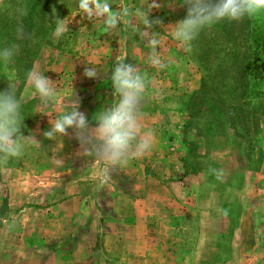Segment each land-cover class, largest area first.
I'll list each match as a JSON object with an SVG mask.
<instances>
[{"label": "rangeland", "instance_id": "obj_1", "mask_svg": "<svg viewBox=\"0 0 264 264\" xmlns=\"http://www.w3.org/2000/svg\"><path fill=\"white\" fill-rule=\"evenodd\" d=\"M109 2L113 10L119 6ZM156 2L149 19L159 21L152 31L163 38L157 51L164 70L151 66L139 34L123 24L105 33L78 0H0V50L20 44L7 65L0 60V93L15 85L24 117L20 134L38 142H25L21 157L0 165V264H264V71L253 42L264 36V19L248 26L221 21L185 51L169 26L186 17L187 6ZM125 3L135 9L143 0ZM54 18L71 20L58 40ZM19 24L31 39L17 40ZM246 28L258 60L250 55L240 84ZM122 54L148 80L144 127L158 133V147L168 140L172 150L133 159L101 184L94 158L80 155L72 129L53 140L43 133L73 95L95 127V115L116 99L110 77ZM34 67L59 93L47 112L27 82ZM86 67L98 76L87 78ZM165 156L170 166H151ZM210 169H222L223 179Z\"/></svg>", "mask_w": 264, "mask_h": 264}, {"label": "clouds", "instance_id": "obj_2", "mask_svg": "<svg viewBox=\"0 0 264 264\" xmlns=\"http://www.w3.org/2000/svg\"><path fill=\"white\" fill-rule=\"evenodd\" d=\"M183 4L187 6L186 17L169 27L170 35L185 51H191L192 42L201 31L221 21L264 19V0H183ZM159 7L156 0H143L141 7L133 9L125 0H119V6L113 10L109 0H78L79 10L87 19L99 20L105 33L116 32L118 25L123 24L139 34L146 41L151 66L164 70L167 64L157 51L163 38L152 31L153 25L159 24V21L149 19V12ZM19 11L21 16L27 14L25 9ZM134 19L138 24L133 25ZM51 23L55 25L53 36L58 40L68 33L71 20L54 18ZM16 38L21 41L31 39V34L25 31L23 24L17 26ZM19 49L20 44L16 43L0 50V60L7 65ZM125 59L126 54L116 57V66L110 77L116 99L95 115V127H90L86 115L79 111L78 97L73 95L67 100V110L50 123V130L43 133L44 138L53 140L57 136H66L68 130L72 129L81 147L80 155L94 158L93 162L97 165L95 175L101 184L111 178L114 169L126 167L131 160L148 154L155 140L154 130L145 128L142 123L141 108L148 87L147 77L135 65L125 63ZM84 75L96 78L98 73L95 68L86 67ZM26 76L28 84L39 98L38 108L47 112L59 96L55 82L35 67ZM21 108L15 85L9 82L8 89L0 93V165L6 164L11 158L21 157L25 142L38 144L34 137L20 134L24 119ZM210 173L218 180H222L225 175L222 169H210ZM223 214L227 215V210H223Z\"/></svg>", "mask_w": 264, "mask_h": 264}, {"label": "trees", "instance_id": "obj_3", "mask_svg": "<svg viewBox=\"0 0 264 264\" xmlns=\"http://www.w3.org/2000/svg\"><path fill=\"white\" fill-rule=\"evenodd\" d=\"M245 23H246V26H248L247 25V23H248V20H245ZM246 38H245V48H244V52L243 53H241L242 55L240 56L239 55V57H238V60H237V65L240 67V68H242L241 70V72H242V74H240V76L238 75V80H239V82H240V84L246 79V77H247V70H248V68H249V60H250V55H253L254 56V58H253V60H252V62L253 61H256L257 62V60L258 59H255V57L256 56H258V53H255V54H253V53H251L250 51H249V47L247 46V39H248V36H249V30L246 28ZM259 40V38H255V40L253 41L254 42V45L258 48H260V53H262V55H263V59L261 60V62H260V64H259V68H260V71L259 72H261V71H264V36L260 39V41H258ZM236 65V66H237ZM238 66H237V68H238ZM228 111H230L231 113H232V110L231 109H229L228 108ZM247 128V127H246Z\"/></svg>", "mask_w": 264, "mask_h": 264}, {"label": "crops", "instance_id": "obj_4", "mask_svg": "<svg viewBox=\"0 0 264 264\" xmlns=\"http://www.w3.org/2000/svg\"><path fill=\"white\" fill-rule=\"evenodd\" d=\"M154 130V129H153ZM154 132H155V140L157 139V135H158V133L154 130ZM164 144H165V147H163L162 145H159V147H158V145H156L155 143L153 144V147H154V149L152 148L151 149V151H150V153L152 154V155H154V156H156V157H158V156H160V155H163L164 153L166 154V155H169V153H171L170 151L172 150V148H171V150H170V146L172 145V143H170V142H168V140H166L165 142H164ZM149 154V153H148ZM156 157H155V160H157L156 159ZM169 156H165V158H164V160H159L158 159V161L159 162H161V163H159V162H157V161H153V162H151L152 163V165L151 166H154V165H163V164H167V163H165V162H167V161H169L170 162V160H169ZM165 161V162H164ZM167 166H170V163L169 164H167ZM156 177V176H155ZM157 178V177H156ZM156 178H154V180L155 181H157L158 182V180L156 179ZM156 197H157V200H159L161 197L159 196V195H156ZM168 203V202H167ZM124 251V250H123ZM125 252V251H124ZM123 254H125V253H123Z\"/></svg>", "mask_w": 264, "mask_h": 264}]
</instances>
